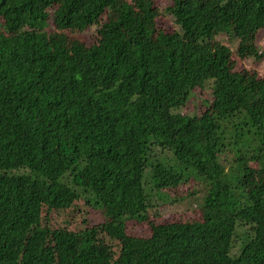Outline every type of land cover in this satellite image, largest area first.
Listing matches in <instances>:
<instances>
[{
	"label": "trees",
	"instance_id": "1",
	"mask_svg": "<svg viewBox=\"0 0 264 264\" xmlns=\"http://www.w3.org/2000/svg\"><path fill=\"white\" fill-rule=\"evenodd\" d=\"M261 30L264 0H0V264H264V73L218 40L257 63ZM78 201L103 222L50 226Z\"/></svg>",
	"mask_w": 264,
	"mask_h": 264
},
{
	"label": "rangeland",
	"instance_id": "2",
	"mask_svg": "<svg viewBox=\"0 0 264 264\" xmlns=\"http://www.w3.org/2000/svg\"><path fill=\"white\" fill-rule=\"evenodd\" d=\"M156 6L160 10H164L166 7L173 3V0H154ZM156 25L167 32H172L174 30V24L172 18L166 15H159L156 20ZM54 28L49 27V32ZM55 30V29H54ZM96 27L88 28L84 33L73 34L72 36L84 41L87 45H91L96 41ZM218 40L228 46L232 50V61L234 62L237 70L248 69L251 71H256L258 74L262 75L264 73V59L261 62L255 63L253 60L240 59L235 55L236 41L228 34H222L218 37ZM257 45L261 51L264 52V30L258 33ZM210 100L208 94L203 91H196L195 95L188 101L187 105L180 111L185 114H190L193 112H202L205 106L202 105L203 100ZM190 185H184L180 188L178 193H173V196H182L189 192ZM175 194V195H174ZM193 203L190 200L169 203L166 205H161L153 212H159L161 215L156 219L160 223H171L185 221L191 218H197V211H191ZM45 214L43 215V217ZM49 224L54 228H67L71 231H79L85 227H93L103 222V216L100 211L91 208L86 205L84 201L75 202L73 208L63 211L56 212L53 211L49 214ZM131 226V225H130ZM129 232L136 236H147L149 235V229L146 224L137 225L133 224L129 229Z\"/></svg>",
	"mask_w": 264,
	"mask_h": 264
}]
</instances>
